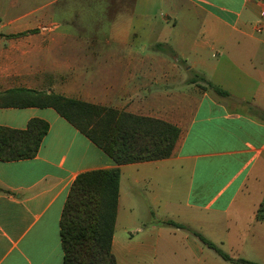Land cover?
Instances as JSON below:
<instances>
[{"label":"crops","instance_id":"obj_1","mask_svg":"<svg viewBox=\"0 0 264 264\" xmlns=\"http://www.w3.org/2000/svg\"><path fill=\"white\" fill-rule=\"evenodd\" d=\"M0 0V92L54 93L179 129L167 158L119 166L116 264H264V0ZM261 26L259 32L256 27ZM211 82L225 90L220 95ZM33 158L0 160V264H62L59 219L82 172L114 160L52 107Z\"/></svg>","mask_w":264,"mask_h":264},{"label":"trees","instance_id":"obj_2","mask_svg":"<svg viewBox=\"0 0 264 264\" xmlns=\"http://www.w3.org/2000/svg\"><path fill=\"white\" fill-rule=\"evenodd\" d=\"M207 85L218 94L227 95L219 86L211 82ZM0 105L54 108L117 164L114 168L78 174L69 186L59 219L62 264H116L111 244L119 166L169 157L179 129L163 120L29 89L0 92ZM47 130V122L38 118L30 119L24 129L0 126V160L33 158ZM255 219L264 222V195L255 211ZM161 223L187 229L231 264H261L230 256L200 232L181 223L171 219L161 220Z\"/></svg>","mask_w":264,"mask_h":264},{"label":"rangeland","instance_id":"obj_3","mask_svg":"<svg viewBox=\"0 0 264 264\" xmlns=\"http://www.w3.org/2000/svg\"><path fill=\"white\" fill-rule=\"evenodd\" d=\"M100 1L102 0H82L81 2L85 4H96L99 3Z\"/></svg>","mask_w":264,"mask_h":264},{"label":"built area","instance_id":"obj_4","mask_svg":"<svg viewBox=\"0 0 264 264\" xmlns=\"http://www.w3.org/2000/svg\"><path fill=\"white\" fill-rule=\"evenodd\" d=\"M255 29L257 32H259L261 30V26H257Z\"/></svg>","mask_w":264,"mask_h":264}]
</instances>
